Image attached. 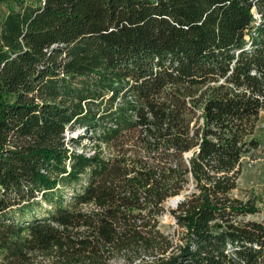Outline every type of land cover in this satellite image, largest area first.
<instances>
[{"label":"trees","instance_id":"obj_1","mask_svg":"<svg viewBox=\"0 0 264 264\" xmlns=\"http://www.w3.org/2000/svg\"><path fill=\"white\" fill-rule=\"evenodd\" d=\"M0 5V264H264V0Z\"/></svg>","mask_w":264,"mask_h":264},{"label":"rangeland","instance_id":"obj_2","mask_svg":"<svg viewBox=\"0 0 264 264\" xmlns=\"http://www.w3.org/2000/svg\"><path fill=\"white\" fill-rule=\"evenodd\" d=\"M4 7L5 6L0 5V17L5 11ZM80 131L69 133L68 136L75 137ZM255 137L259 142V148L251 154L242 156V171L238 178L237 187L232 191V195L243 200L254 198L256 206L261 211L248 215L247 218L259 220L264 215V110L260 112L256 121ZM83 143H87V139H84ZM76 150L82 152L83 148L79 145ZM166 206L171 207L168 201L166 202ZM160 227L165 233L178 238L176 235L177 228L174 218L169 212L161 216ZM112 264H122V260L112 261Z\"/></svg>","mask_w":264,"mask_h":264},{"label":"water","instance_id":"obj_3","mask_svg":"<svg viewBox=\"0 0 264 264\" xmlns=\"http://www.w3.org/2000/svg\"><path fill=\"white\" fill-rule=\"evenodd\" d=\"M187 192H188V191H183V192H181L180 194H178V195H176V196L170 197V198L168 199L169 205H170L171 207H176V206L178 205V203L184 199V196H185V194H186Z\"/></svg>","mask_w":264,"mask_h":264},{"label":"built area","instance_id":"obj_4","mask_svg":"<svg viewBox=\"0 0 264 264\" xmlns=\"http://www.w3.org/2000/svg\"><path fill=\"white\" fill-rule=\"evenodd\" d=\"M252 11H253V16H254L253 24H254V27H255V26H257L259 24L260 15L256 12L255 7L252 8Z\"/></svg>","mask_w":264,"mask_h":264}]
</instances>
